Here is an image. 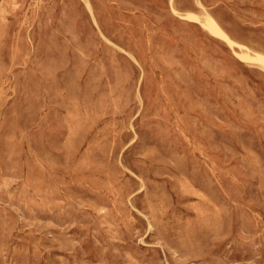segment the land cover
<instances>
[{
	"label": "rangeland",
	"instance_id": "rangeland-1",
	"mask_svg": "<svg viewBox=\"0 0 264 264\" xmlns=\"http://www.w3.org/2000/svg\"><path fill=\"white\" fill-rule=\"evenodd\" d=\"M256 56L264 0H0V264H264Z\"/></svg>",
	"mask_w": 264,
	"mask_h": 264
},
{
	"label": "bare ground",
	"instance_id": "bare-ground-1",
	"mask_svg": "<svg viewBox=\"0 0 264 264\" xmlns=\"http://www.w3.org/2000/svg\"><path fill=\"white\" fill-rule=\"evenodd\" d=\"M204 25L206 27L210 28V31L212 30L213 33H216V35L219 34V35H221V37L223 36L224 38L227 39L228 42H230V39L218 28V26L216 25V23H214L213 20L207 19V17H206L205 22H204ZM232 43H234V42H232ZM253 59L256 60V61H258L262 66H264V57L256 56V57H253Z\"/></svg>",
	"mask_w": 264,
	"mask_h": 264
}]
</instances>
